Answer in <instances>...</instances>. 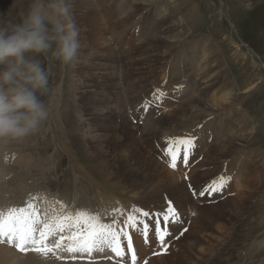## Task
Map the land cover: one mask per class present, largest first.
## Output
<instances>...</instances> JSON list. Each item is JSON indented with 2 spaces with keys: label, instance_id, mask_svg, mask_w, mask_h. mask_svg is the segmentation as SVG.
<instances>
[{
  "label": "rangeland",
  "instance_id": "374dc122",
  "mask_svg": "<svg viewBox=\"0 0 264 264\" xmlns=\"http://www.w3.org/2000/svg\"><path fill=\"white\" fill-rule=\"evenodd\" d=\"M3 2L2 18L9 10L19 21L31 0ZM67 4L84 65L81 70L79 58L63 66L41 57L49 75L42 97L49 117L31 136L4 142L0 191L7 202L0 214L28 205L40 219L48 211L56 216L83 211L101 223L115 221L122 230L117 257L109 246L68 252L72 242L66 239L74 229L66 228L48 240L52 246L65 237L61 248L48 254L60 263L133 264L134 253L135 264H264V0ZM157 29L162 32L155 35ZM203 53L206 73L195 66ZM220 177L223 186L210 191ZM22 185L29 189L24 197ZM169 201L178 222L168 225L161 244L154 214L165 212ZM219 205L224 215L205 223L206 208ZM132 209L152 214L140 216L149 223L146 235L142 224L125 223ZM5 243L20 264L41 260L36 252L21 253L8 239Z\"/></svg>",
  "mask_w": 264,
  "mask_h": 264
},
{
  "label": "clouds",
  "instance_id": "9594fccd",
  "mask_svg": "<svg viewBox=\"0 0 264 264\" xmlns=\"http://www.w3.org/2000/svg\"><path fill=\"white\" fill-rule=\"evenodd\" d=\"M79 30L67 0H31L27 12L0 18V141L21 140L48 119L49 75L41 57L78 59Z\"/></svg>",
  "mask_w": 264,
  "mask_h": 264
},
{
  "label": "snow or ice",
  "instance_id": "6c2138e0",
  "mask_svg": "<svg viewBox=\"0 0 264 264\" xmlns=\"http://www.w3.org/2000/svg\"><path fill=\"white\" fill-rule=\"evenodd\" d=\"M178 143L182 145L191 144V140H181ZM168 153L172 156V166L175 167L176 152L173 148H170L168 149ZM224 182L225 178L220 177L218 181H214L212 185L208 186L209 190H218L219 187L223 186ZM200 194L203 195V192ZM32 208V205H28V208L11 209L6 215L0 214V242L6 237L9 244L14 245L21 253L33 251L47 256L56 249H60L62 242L65 240V237L60 235L59 239L52 246H49V238L63 233L67 228L74 229L71 235L67 237L72 242L67 248L69 252L103 251L104 246H109L117 257L122 255L119 243L122 230H117L115 221L112 224L101 223L98 216H91L83 211L78 212L75 216L63 215L55 216L51 220L47 218L40 219L34 209L32 211L28 210ZM150 215L152 214L145 210L132 209L128 213L125 223L128 227L142 224L146 235L149 229V223L147 221H141L140 216L147 218ZM177 216L178 213L172 206L171 201L168 202V208L165 212L154 214V230L161 244L164 243V237L169 234L168 225L178 222L176 220ZM39 225H42V227H39ZM37 232L38 238L36 235ZM123 234L127 235V233ZM29 245L32 247L29 248ZM127 247L129 249L132 247L130 236L128 237ZM132 261L135 264L136 256L134 253L132 255Z\"/></svg>",
  "mask_w": 264,
  "mask_h": 264
},
{
  "label": "bare ground",
  "instance_id": "6f19581e",
  "mask_svg": "<svg viewBox=\"0 0 264 264\" xmlns=\"http://www.w3.org/2000/svg\"><path fill=\"white\" fill-rule=\"evenodd\" d=\"M5 1V0H4ZM83 3H84V1H83ZM83 3H81L82 5H83ZM5 7V3L3 2L1 5H0V11H3V8ZM132 8V7H131ZM12 12L11 11H9V10H7L5 13H4V17L3 18H10V14H11ZM2 16H3V14L1 15L0 14V18H2ZM160 25H161V23H159ZM164 25V24H163ZM168 27V26H167ZM180 27V26H179ZM156 28V27H155ZM155 28H154V30H155ZM170 29V28H169ZM153 30V29H152ZM157 31V33L155 34V35H158V34H160V32H162L161 31V29H157L156 30ZM166 33H167V31L165 32V33H163V34H165L166 35ZM168 34H169V32H168ZM146 35V34H145ZM151 35H153V34H151ZM164 37V36H163ZM149 38V37H148ZM145 39H147V38H145ZM150 41H152V42H158V38L157 39H151ZM149 41V42H150ZM147 42V41H146ZM143 43V42H142ZM166 45V44H165ZM163 47V46H162ZM152 48V47H151ZM205 50H206V48H205ZM80 51V50H79ZM163 51H164V49H163ZM121 53V52H120ZM151 53V52H150ZM205 53H203V57H201V58H199L197 61H196V63H195V66H196V69H197V71H199L200 73H204L206 70L204 69L205 67L207 68V61H205V60H203V59H206V58H204L205 57V55H204ZM170 55V54H169ZM83 56H84V54H82V52H81V54H80V52H79V54H78V58H79V60H81V62H79L78 63V65H79V68L82 70V67H83V65H84V62H83ZM92 57V56H91ZM88 58H90V57H88ZM118 59V58H117ZM121 59V58H120ZM78 60V61H79ZM115 59H113V61H112V63H115ZM122 61V60H121ZM126 62V61H125ZM123 63V62H122ZM178 63V62H177ZM120 64V63H119ZM127 65V64H126ZM78 67V66H77ZM208 67H209V65H208ZM123 69H125V68H123ZM204 70L203 72H201L200 70ZM208 69V68H207ZM74 71V70H73ZM123 71V70H122ZM127 71V70H126ZM72 72V71H71ZM207 72V71H206ZM205 72V73H206ZM109 73V72H108ZM112 73V72H111ZM199 73V74H200ZM215 73V72H214ZM209 74V73H208ZM105 75V74H104ZM202 75V74H201ZM108 76V75H107ZM106 77V76H105ZM201 78H203V76H200ZM109 78V77H108ZM204 78H206V76L204 75ZM73 79V78H72ZM211 83V82H210ZM209 83V84H210ZM201 85V83L200 84H198V86L197 87H199ZM69 86V85H68ZM255 87V86H254ZM114 89V88H113ZM227 89V88H226ZM136 90V89H135ZM199 90V89H198ZM245 92H247V91H245ZM119 93V92H118ZM200 95L202 96V95H204L203 93H205V89H201L200 90ZM79 94V93H78ZM228 96V95H230V92L228 91L227 93H225V96ZM91 96V95H90ZM95 96V95H94ZM121 96V95H120ZM212 96V95H211ZM223 97V96H222ZM103 98V97H102ZM82 99L84 100V99H87V95L86 96H83L82 97ZM221 100V99H220ZM222 100H226V98L224 97V99H222ZM216 101V100H215ZM95 102V101H94ZM118 102V101H117ZM206 103V102H205ZM90 104V103H89ZM212 105H214L215 103L213 102V103H211ZM210 105V104H209ZM214 107V106H213ZM80 110V109H79ZM92 110V109H91ZM90 112V111H89ZM96 127V126H95ZM99 127V126H98ZM99 129V128H98ZM97 129V130H98ZM174 129V128H173ZM88 131V130H87ZM143 132V131H142ZM89 133H91L90 131H89ZM237 135V134H236ZM31 136V135H30ZM242 136V135H241ZM29 137V136H28ZM96 139V138H95ZM235 139V138H234ZM13 141H19V140H13ZM35 141V140H34ZM68 141V140H67ZM250 141V140H249ZM6 142H12V140H10V141H6ZM5 142V143H6ZM4 143V141H0V155H2L1 153V148H2V146L5 144ZM22 143V142H21ZM26 143V142H25ZM222 143V142H221ZM10 145H11V143H9ZM32 144H34V143H32ZM13 145V144H12ZM31 145V144H30ZM35 145V144H34ZM36 147V146H35ZM223 148V147H222ZM32 149H33V147H32ZM95 151V150H94ZM13 152V151H12ZM24 152V151H23ZM31 152V151H30ZM96 154H99L100 155V152L98 151V152H95ZM29 155L31 154V153H28ZM19 155V154H18ZM26 156H27V154H26ZM36 156H38V155H36ZM28 158V157H27ZM150 158V157H149ZM34 159H35V157H34ZM7 160V159H6ZM6 160H4V161H6ZM8 160H9V158H8ZM19 160V159H18ZM20 161V160H19ZM148 161H149V159H148ZM14 162H15V164H16V162L17 161H15L14 160ZM27 161H25V164H27L26 163ZM3 164V163H2ZM20 164H21V162H20ZM32 164V163H31ZM6 165H8V164H6ZM17 165V164H16ZM28 165V164H27ZM147 165V164H146ZM12 166V165H11ZM20 166V165H19ZM4 167H5V165H4ZM6 168V167H5ZM26 169V168H25ZM35 169V168H34ZM40 169V168H39ZM163 169H165V168H163ZM166 170V169H165ZM41 171V170H40ZM47 171V170H46ZM45 171V172H46ZM18 172V171H17ZM167 172V171H166ZM1 174L3 175V167H2V165H0V182L2 181L1 180ZM6 174H8V173H6ZM47 174V173H46ZM5 175V174H4ZM20 175V174H19ZM29 175V174H28ZM41 175V174H40ZM22 177V176H21ZM15 178V177H14ZM22 180H23V178H22ZM21 180V181H22ZM15 181H17V180H15ZM26 181V180H25ZM3 182V181H2ZM36 182V181H35ZM21 183V182H20ZM27 183V182H26ZM30 184L31 183H29V186H30ZM38 185V184H37ZM36 185V186H37ZM2 186H3V184H2ZM2 186H0V189L2 188ZM35 186V187H36ZM17 187V186H16ZM32 186H30V188H31ZM5 188V187H4ZM3 188V189H4ZM11 188V187H10ZM20 188V187H19ZM32 189V188H31ZM9 190H11V189H9ZM2 191V190H1ZM1 191H0V203H2V205L0 206V210L2 209V207H3V203H5V202H7L5 199H6V197L4 196H2L3 194H1ZM8 191V190H7ZM21 193H22V196L24 197L25 196V194L24 193H28L29 192V189H27L26 188V186H25V188L23 187V185H22V187H21ZM4 192V191H3ZM5 193V192H4ZM7 193H9V192H7ZM10 193H12V191H10ZM9 193V194H10ZM36 194V193H35ZM4 195H6V193L4 194ZM11 195H13V194H11ZM16 195V194H15ZM40 195V194H39ZM10 196V195H9ZM21 196V195H20ZM19 196V197H20ZM31 196V195H30ZM8 198V197H7ZM10 198V197H9ZM16 198V197H15ZM72 198V197H71ZM70 198V199H71ZM106 198H108V197H106ZM138 198V197H137ZM14 199V198H13ZM17 199V198H16ZM24 199V198H23ZM30 199V198H29ZM32 200H36V199H38V196L36 195V196H32V198H31ZM43 199H45V198H43ZM10 200V202H11V200L12 199H9ZM19 200H20V198H19ZM74 200V199H73ZM5 201V202H4ZM24 201V200H23ZM22 201V202H23ZM45 201V200H44ZM51 201V200H50ZM69 202V201H68ZM45 203V202H44ZM62 203V202H61ZM72 202H70V204H71ZM8 204V203H7ZM7 204H5V205H7ZM11 204H13V203H11ZM14 204H15V202H14ZM13 204V205H14ZM26 204V203H25ZM28 204V203H27ZM26 204V205H27ZM36 204V203H35ZM64 204L66 205V203L64 202ZM81 204V203H80ZM87 204V203H86ZM114 204V203H113ZM122 204H123V202H122ZM5 205H4V207H5ZM62 205V204H61ZM77 205H78V203H77ZM9 206H11V205H8V207ZM25 206V205H24ZM74 206V205H73ZM122 206V205H121ZM223 206V205H222ZM221 205H219V206H210V207H207L206 208V215H204L203 216V220H205V223H209V224H211V222H212V218H211V216H218V215H224V213L226 212L225 211V207H222ZM228 206H230V207H233V204L232 205H228ZM237 206V205H236ZM7 207V208H8ZM17 207V206H16ZM6 208V209H7ZM21 208V207H20ZM19 208V209H20ZM52 208V207H51ZM117 208V207H116ZM228 208V207H227ZM237 208V207H236ZM18 209V208H17ZM69 209L70 208H68V211H69ZM74 209V208H73ZM100 209V208H99ZM105 209V208H104ZM208 209V210H207ZM234 209V208H233ZM48 210V209H47ZM102 210H103V208H102ZM59 211H60V208H59ZM65 211V210H64ZM71 211V210H70ZM112 211V210H111ZM55 212V211H54ZM74 212V211H73ZM76 212V211H75ZM39 214V213H38ZM56 213H53V212H47L45 215H44V219L45 218H47V219H49V220H51V219H53L56 215H55ZM62 214V213H61ZM99 214V213H98ZM75 215V214H74ZM96 216V215H95ZM220 217V216H219ZM216 227V226H215ZM217 228V227H216ZM219 228V227H218ZM222 229V228H221ZM126 230V229H125ZM66 234V233H65ZM68 235V234H67ZM56 237H58V236H56ZM59 238V237H58ZM66 240H68V239H66ZM5 241H7V238H3L2 239V242H0V264H20L19 263V261L17 260V256H18V254L17 253H15V251H11V250H9V249H6L5 248V246H7V244L5 243ZM166 243V242H165ZM63 245H65V244H63ZM31 246V245H30ZM51 246V245H50ZM257 248V247H256ZM57 250V249H56ZM58 251V250H57ZM56 251V252H57ZM32 252V251H31ZM61 252H63V251H61ZM69 252V251H68ZM58 253V252H57ZM36 255L37 256H39V257H41V260H36L35 261V264H74V263H60L59 262V260L57 259V258H54V257H52V255H47V256H49V258H51L50 260H48V259H45V257H43L44 255H42V254H38V253H36ZM54 255V254H53ZM38 257V258H39ZM79 257V256H78ZM35 258V257H34ZM66 258V257H65ZM73 258V257H72ZM81 258H83V257H81ZM36 259V258H35ZM67 259H68V257H67ZM70 259V258H69ZM89 259V258H88ZM62 260V259H61ZM79 260V259H78ZM85 259H83L82 261H84ZM106 260V259H105ZM64 261V260H63ZM62 261V262H63ZM72 261H73V259H72ZM81 260H79V262H80ZM81 261V262H82ZM91 261V260H90ZM100 261V260H99ZM68 262H70V261H68ZM85 262H86V260H85ZM100 262H103V261H100ZM105 262V261H104ZM77 264H78V261H77ZM85 264V263H84ZM87 264V263H86ZM90 264H94V262L92 261V263H90ZM96 264V263H95ZM205 264V263H204Z\"/></svg>",
  "mask_w": 264,
  "mask_h": 264
}]
</instances>
